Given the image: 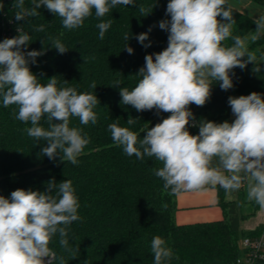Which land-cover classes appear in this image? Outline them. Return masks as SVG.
I'll return each instance as SVG.
<instances>
[{"label":"clouds","instance_id":"obj_1","mask_svg":"<svg viewBox=\"0 0 264 264\" xmlns=\"http://www.w3.org/2000/svg\"><path fill=\"white\" fill-rule=\"evenodd\" d=\"M30 2L31 7H26L25 0H14L16 21L40 15L38 10L43 6L59 16L68 30L80 28L93 15V9L98 19L118 5L138 7L141 16L153 10L142 4L137 6L136 0ZM3 7L0 3V10ZM165 15L170 19L159 21L158 26L168 33V46L161 52L145 55V64L134 75L139 79L131 90L119 87L120 81L115 82L114 88L119 89L121 105L131 106L136 112L155 110L156 115H170L143 130L142 138L120 126L117 120L108 125L113 142L129 157H155L161 162L162 167L152 172L164 181V189L171 194L201 192L217 185L232 193L246 184L247 199L264 209V94L229 96L232 121H196L189 107L204 106L214 82L223 91L232 89L236 68L244 70L251 63L254 74L261 72L264 56L258 62L248 44L264 37V13L258 14V18L250 14L256 29L243 37L232 33L236 20L228 0H169ZM111 25V19H101L96 25L100 40ZM152 27L135 36L145 49L151 46ZM33 31L44 32L45 25L33 26ZM16 32V36L0 41L3 107L18 106L15 118L31 125L24 129L26 134L46 141L40 155L78 165V157L90 139L82 128L70 126V119L78 118L81 125H96L98 115L94 109L100 101L95 91L78 93L74 87L58 86L56 76L42 83L29 65L36 64L37 58L46 53L45 41L40 40L44 45L41 50L28 51L31 35L24 25H17ZM130 38L129 32L123 34V50L131 55L134 49L128 44ZM229 38L233 43L224 44ZM48 39L59 54L69 50L59 38ZM89 87L95 90L96 81ZM42 120L47 122V129L41 125ZM138 120L129 116L126 123L134 125ZM189 125L197 127L198 134H191ZM79 208L73 183L66 179L56 183L53 178L46 182L44 191L18 188L8 197L0 195V264H45L46 257L47 264H54L56 256L49 244L58 235L60 246H68L69 226L80 219ZM151 251L153 264H170L174 256L161 236L152 238ZM60 264H64L62 258Z\"/></svg>","mask_w":264,"mask_h":264},{"label":"trees","instance_id":"obj_2","mask_svg":"<svg viewBox=\"0 0 264 264\" xmlns=\"http://www.w3.org/2000/svg\"><path fill=\"white\" fill-rule=\"evenodd\" d=\"M264 8V0H251ZM169 0H136L137 6L152 8L147 16H141L138 7L118 5L103 18L93 15L75 30L62 26L59 16L50 13L45 7L40 15L16 21L14 0H0V41L17 35V25H24L32 39L27 50H41L40 40L45 41L48 50L30 64L31 71L41 77L42 83L56 76L58 86L74 87L78 93H96L100 105L94 109L98 123L81 125L79 119L72 117L70 126L83 129L90 143L78 157V165L61 163L60 158L50 160L40 155L46 141L29 137L24 129L30 127L15 118L18 106L3 107L0 99V195L10 196L11 192L21 189L44 191L46 182L55 178L56 183L71 180L80 204L79 220L69 226L68 246L61 247L59 236L53 237L49 247L55 253L54 264H153L151 240L161 236L174 253L170 264H237L244 252L240 242L246 237L261 235L264 224L252 230H245L241 223L255 215L260 208L255 201L227 200V193L218 186L219 204L224 219L190 225H179L175 220L177 210L176 196L163 187L164 181L156 177L152 169L162 167L155 157L143 160L127 156L121 147L112 140L108 125L117 122L128 127L142 138L143 130L153 127L170 113L155 114V110L136 112L131 106L121 105L119 87L130 90L136 85L134 75L144 66L147 54L161 52L168 46V33L161 30L158 22L170 19L165 15ZM25 6L31 7L30 0ZM233 9V8H232ZM236 23L233 35L241 37L255 31L252 19L233 9ZM102 20H112V25L99 39L96 25ZM45 25L44 32H34L33 26ZM149 32L151 46L145 49L135 36ZM129 32L128 44L134 49L128 54L124 49L123 34ZM49 36L59 38L69 50L59 54L51 48ZM149 41H145L148 43ZM229 38L224 42L231 45ZM249 51H257V60L264 55V37L256 42L249 41ZM94 57V59H89ZM85 58V61L83 60ZM247 68L233 70L234 87L221 90L214 82L211 97L207 103L198 107L190 105L196 121L205 119L217 123L231 121V108L227 103L229 96L239 97L252 92L264 94V67L254 76L248 75ZM96 81L95 90L89 87ZM67 81V83H65ZM129 116L139 118L134 125L126 123ZM48 128L45 120L41 121ZM198 134L197 127L189 129ZM249 211V212H248Z\"/></svg>","mask_w":264,"mask_h":264},{"label":"crops","instance_id":"obj_3","mask_svg":"<svg viewBox=\"0 0 264 264\" xmlns=\"http://www.w3.org/2000/svg\"><path fill=\"white\" fill-rule=\"evenodd\" d=\"M228 3L233 9L247 17L251 14L254 18H258V14L264 13V8L251 0H228ZM233 119L234 117L231 113V121ZM218 186H209L206 191L201 192H181L177 194L176 223L179 225H190L223 220L224 212L219 204ZM244 186L239 190V198L243 197ZM227 200L237 201L235 199L231 200L228 193Z\"/></svg>","mask_w":264,"mask_h":264},{"label":"built area","instance_id":"obj_4","mask_svg":"<svg viewBox=\"0 0 264 264\" xmlns=\"http://www.w3.org/2000/svg\"><path fill=\"white\" fill-rule=\"evenodd\" d=\"M243 244V256L239 257L237 264H264V230L256 237H246ZM48 258H45L47 264Z\"/></svg>","mask_w":264,"mask_h":264},{"label":"rangeland","instance_id":"obj_5","mask_svg":"<svg viewBox=\"0 0 264 264\" xmlns=\"http://www.w3.org/2000/svg\"><path fill=\"white\" fill-rule=\"evenodd\" d=\"M249 45V44H248ZM252 51V50H250ZM256 54L257 51H252ZM246 59V57L244 58ZM258 62H261V57L257 60ZM254 67V65L252 64L249 69H248V75L249 76H254L255 74L252 72V68ZM261 68L264 67V62L261 63L260 65ZM246 188H247V185L245 184L244 186V190H243V199L247 202H249V200L247 199V194H246ZM228 196L229 198L232 200V199H235V200H238L239 198V191H235V192H232V193H228ZM249 212V211H248ZM261 224H264V209L262 208H259L257 210V212L255 213V215L247 218L246 220H244L241 225H242V228L245 229V230H251V229H254L256 228L257 226L261 225ZM240 247L241 249L243 248V244L240 242ZM49 259V258H48Z\"/></svg>","mask_w":264,"mask_h":264}]
</instances>
